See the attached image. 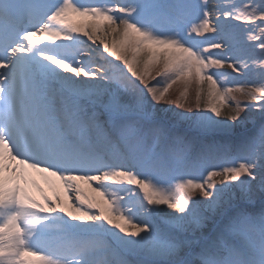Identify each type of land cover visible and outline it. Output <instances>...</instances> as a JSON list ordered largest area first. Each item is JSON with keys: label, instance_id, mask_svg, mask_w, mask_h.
<instances>
[{"label": "snow or ice", "instance_id": "1", "mask_svg": "<svg viewBox=\"0 0 264 264\" xmlns=\"http://www.w3.org/2000/svg\"><path fill=\"white\" fill-rule=\"evenodd\" d=\"M0 264H264V0H0Z\"/></svg>", "mask_w": 264, "mask_h": 264}, {"label": "rangeland", "instance_id": "2", "mask_svg": "<svg viewBox=\"0 0 264 264\" xmlns=\"http://www.w3.org/2000/svg\"><path fill=\"white\" fill-rule=\"evenodd\" d=\"M197 39H200V38H197ZM113 63H118V62H116V61L113 60ZM219 71L226 72V73H230L231 74V77H235L237 80H243L244 79V77L243 78L236 77L235 73H231V70L230 69H227V68L220 69ZM181 90H182V86H179V85L174 86L173 89L170 90V97L172 99H175V97L179 94V91H181ZM193 96H194V86L192 88H190V90H189V99H191Z\"/></svg>", "mask_w": 264, "mask_h": 264}, {"label": "bare ground", "instance_id": "3", "mask_svg": "<svg viewBox=\"0 0 264 264\" xmlns=\"http://www.w3.org/2000/svg\"><path fill=\"white\" fill-rule=\"evenodd\" d=\"M81 39L84 41V43L88 46H91L93 48L97 47V45H93L91 44V42L87 41L86 37H81ZM102 50V49H101ZM106 55V54H105ZM109 59L111 60L112 58L109 57ZM53 195V192L51 191V193L49 194V196H52ZM167 211V209H165Z\"/></svg>", "mask_w": 264, "mask_h": 264}]
</instances>
